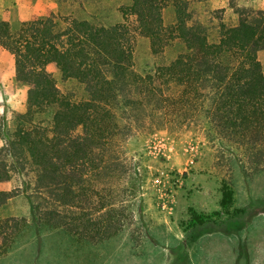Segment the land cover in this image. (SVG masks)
Returning <instances> with one entry per match:
<instances>
[{
    "label": "trees",
    "instance_id": "16d2710c",
    "mask_svg": "<svg viewBox=\"0 0 264 264\" xmlns=\"http://www.w3.org/2000/svg\"><path fill=\"white\" fill-rule=\"evenodd\" d=\"M120 13L123 22L110 26L54 16L15 26L0 21V47L13 57L15 82L27 87L24 112L0 133V184L30 170L35 196L29 217L0 219V258L28 228L93 246L131 224L128 208L96 187L122 172L117 148L132 130L126 122L200 118L243 151L252 173L264 170V73L257 59L264 11L240 13L234 26L220 23L215 38L193 22L185 0H128ZM136 38L158 60L175 46L182 50L140 74L133 69ZM59 83L72 88L62 91ZM15 196L0 191V208ZM232 203V192L223 190L220 206Z\"/></svg>",
    "mask_w": 264,
    "mask_h": 264
},
{
    "label": "rangeland",
    "instance_id": "374dc122",
    "mask_svg": "<svg viewBox=\"0 0 264 264\" xmlns=\"http://www.w3.org/2000/svg\"><path fill=\"white\" fill-rule=\"evenodd\" d=\"M185 1L193 22L207 27L213 38L220 23L234 26L240 13L264 11V0ZM126 4L128 0H0V21L15 26L33 17L54 16L110 26L123 22L120 8ZM163 17L165 24L172 22L169 9ZM181 50L175 46L158 60L150 55L147 41L136 38L133 69L147 73L156 61L167 62ZM259 63L264 73V64ZM58 86L62 91L72 88L65 83ZM26 92L27 87L14 80L13 57L0 47L1 134L24 112ZM126 123L132 130L117 148L122 172L116 171L96 187L103 195L111 192L118 205L128 208L131 224L124 234L133 242L132 254L144 258L150 249L156 253L148 262L137 264H161L164 245L173 254V263L186 254L190 264H264V170L252 173L243 151L217 138L200 118L180 124L159 125L149 118L143 124ZM33 178V172L26 170L0 184V191L17 193L0 208V219L29 217L35 197ZM223 190L232 192L229 208L220 206ZM198 216L210 222L196 226L193 220ZM155 230L157 238H148ZM71 242L64 233L28 228L0 264H79L77 256L83 250L71 249ZM107 245L102 260L113 261L116 254L112 244ZM126 257L124 253L125 263ZM100 260L94 255L87 264H100Z\"/></svg>",
    "mask_w": 264,
    "mask_h": 264
},
{
    "label": "crops",
    "instance_id": "0c3cea01",
    "mask_svg": "<svg viewBox=\"0 0 264 264\" xmlns=\"http://www.w3.org/2000/svg\"><path fill=\"white\" fill-rule=\"evenodd\" d=\"M257 59L259 60V62H261V64H264V50L260 51L258 53ZM155 232H156V230L149 233L147 235L148 238H149V235H150L151 239L157 238ZM59 233H61V232H59ZM124 233L125 232L123 231L119 236L112 238L110 240H107L101 244L93 245V246L92 245H86V244H78L71 239L72 240V242L70 243L71 249L83 250L82 251L83 254H81L80 257L77 256V259L79 260V264H87V260L92 258L94 255L99 257V259L101 258L100 264H124L125 263V261L123 259L124 253L127 255V257H126L127 263H125V264H137L138 262L140 263L143 261L148 262L156 254L153 249H150V250H148V252L146 251L147 254L143 255L144 258L136 257V255L132 254V252H133L132 243L133 242L131 241V239H129V240L126 239L127 234H124ZM107 244H112L113 249H114V250L112 249L114 252V255L116 254V258H114L113 261H112V259H110V260L106 259L104 261L102 260L104 255L107 253L106 250L107 249L109 250V248H107V246H108ZM70 245H67V246H70ZM152 245H154V244H152ZM88 247H90V249H88ZM167 247L168 246H166V245L163 246L164 255H163L161 264H173V261H172L173 254L168 250ZM152 248H154V246ZM140 249H142V247ZM143 250H145L144 247H143ZM120 253H123L122 257L119 256ZM140 255H141V253H140ZM72 258L74 259V262L77 263V259H75L74 257H72ZM182 258L190 264L186 254H182ZM96 260H97V258H96Z\"/></svg>",
    "mask_w": 264,
    "mask_h": 264
}]
</instances>
